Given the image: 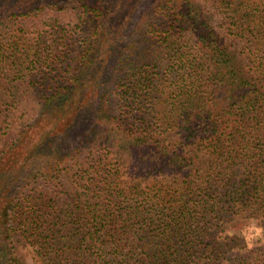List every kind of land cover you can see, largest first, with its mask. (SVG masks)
<instances>
[{
  "label": "trees",
  "instance_id": "16d2710c",
  "mask_svg": "<svg viewBox=\"0 0 264 264\" xmlns=\"http://www.w3.org/2000/svg\"><path fill=\"white\" fill-rule=\"evenodd\" d=\"M142 1L0 0V264H264V0Z\"/></svg>",
  "mask_w": 264,
  "mask_h": 264
},
{
  "label": "rangeland",
  "instance_id": "374dc122",
  "mask_svg": "<svg viewBox=\"0 0 264 264\" xmlns=\"http://www.w3.org/2000/svg\"><path fill=\"white\" fill-rule=\"evenodd\" d=\"M150 1L151 0H144V1L140 2V4L138 5L139 7L138 8L136 7L137 10H135V13L132 17V23H135L137 21V18L144 13V11L146 10V7L150 4ZM204 10L206 11L207 9L204 8ZM210 12L211 11L208 10L207 14L211 15ZM51 14L52 13H49L47 15H42L40 17V20L50 16ZM65 17H66V15L64 14V17H63L64 20H66ZM211 19H212L211 24H213L215 26H218L220 24V22L216 16H214V18H211ZM247 226H248L247 238H248L249 245L255 244V243H258V244L264 243V237H263L262 231H261L260 227L258 226L257 222L254 220H251ZM22 251L24 253L27 264H37L36 261L34 260L33 256H32L31 251L28 248H23Z\"/></svg>",
  "mask_w": 264,
  "mask_h": 264
}]
</instances>
